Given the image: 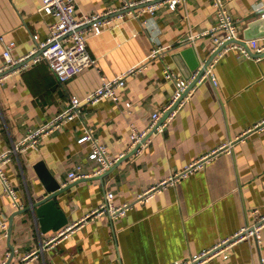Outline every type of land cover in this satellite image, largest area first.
<instances>
[{
  "label": "crops",
  "instance_id": "0c3cea01",
  "mask_svg": "<svg viewBox=\"0 0 264 264\" xmlns=\"http://www.w3.org/2000/svg\"><path fill=\"white\" fill-rule=\"evenodd\" d=\"M122 1L76 0L75 10L77 16L103 12ZM223 1L242 20V33L248 21L264 12V0ZM41 3L0 0V63L7 42H15L12 55L18 57L47 38L54 17L39 10ZM216 23L211 0H182L176 8L164 3L154 12L140 7L91 35L87 48L95 63L64 82L45 61L18 73L10 70L0 84V153L13 152L29 130L65 110L72 95L87 96L103 79L143 64L119 89L118 100L105 97L86 104L80 115L45 135L36 148L13 154L3 164L23 209L12 203L0 181V221L11 228L10 237L7 231L0 233V260L173 264L232 236L248 218L264 216V59L245 57L237 49L224 53L212 66L215 85L210 77L198 82L168 124L150 132L149 144L129 150L101 172L100 162L89 157L91 143L77 141L90 126L111 157L125 153L131 126L147 127L151 113L175 90L165 67L186 80L217 57L208 34ZM155 48L160 52L152 56ZM207 154L201 167L137 200L143 190ZM39 160L63 186L55 201L67 219L64 226L76 222L52 241L57 230H42L35 211L24 209L48 194L33 167ZM71 171L85 176L65 183ZM108 190L114 193L113 203L131 204L124 214L92 212L105 202ZM261 258L263 223L256 237L236 242L227 257L218 255L203 264H263Z\"/></svg>",
  "mask_w": 264,
  "mask_h": 264
},
{
  "label": "built area",
  "instance_id": "2783aa9c",
  "mask_svg": "<svg viewBox=\"0 0 264 264\" xmlns=\"http://www.w3.org/2000/svg\"><path fill=\"white\" fill-rule=\"evenodd\" d=\"M75 1L76 0H42L39 10L54 17L49 24V35L44 40L36 43L27 53L18 57L12 55L15 42H7L3 50V61L0 63V84L9 77L11 71L13 73H18L20 70L39 61H45L56 79L59 82H64L84 68L95 63V59L91 56L87 48L88 38L91 35L100 33L103 28L112 24L116 16L117 18H122L124 14L131 13L133 10L140 7L143 11L148 10L154 12L157 7L164 3H167L171 8H176L178 3L182 0H123L122 4L118 7L108 8L103 12H88L80 16L76 14ZM211 2L215 8L217 23L210 28L208 34H210L214 40L212 51H214V54L218 53L216 55L217 57L202 67L203 71L200 75V69H197L190 74L186 80L179 77L168 66L165 67L164 75L166 78L174 80L175 90L164 105L151 113V120L147 127L138 128L135 125L131 126L130 144L127 151L121 153L117 157H111L108 154L106 146L98 141L90 126H86L77 137L78 143L85 141L91 143L89 157L100 162L101 166L97 169L98 172H101L106 167L125 156L129 150L133 151L137 147V151L140 147L149 144L150 132L155 129L161 130L168 124L169 120L185 103L198 82L207 80L208 77H210L212 83L215 85L216 82L212 75V66L224 53L232 49H237L240 54L245 57L254 58L256 61L264 59V36L245 39L241 27L242 20L233 17L229 13L223 0H211ZM260 11L261 16H264L262 9ZM115 14L116 16H114ZM159 52L160 48H155L151 55L155 56ZM142 65L143 64L132 66L114 78L103 79L102 83L87 96L79 98L76 95H72L69 99L68 107L65 110L57 113L54 118L48 122L29 130L20 140L19 144L13 148V152L5 151L0 153V181L3 184L4 192L12 199V203L17 208H22V206L18 203L14 186L10 184L6 178L3 164L9 161L13 154L26 150L29 147L36 148L45 135L55 132L66 122L80 115L86 104L97 102L105 97L118 100L119 89L125 85L126 79L131 74L137 72ZM192 81H195V83L190 86ZM165 114V119L159 123L160 119ZM261 125H264V122ZM209 157L210 155L207 154L189 164L187 168L181 172L173 174L147 190H143L138 194L137 200L143 201L150 196L155 189H159L165 184L176 182L181 176L201 167ZM67 175L68 179L65 183L85 176V174H80L75 171H71ZM113 195L114 193L108 190L105 193V202L96 206L92 212L97 214L106 211L113 217L124 214L131 204L124 203L117 205L112 201ZM262 223L264 224V216L260 218L257 217L255 221L248 218L247 222L232 236L223 238L212 247L203 249L173 264H203L218 255L227 257L228 252L233 248L236 242L256 237ZM74 224H76V222ZM74 224L64 226L57 230L49 241L62 237ZM7 228V221L1 220L0 233H6ZM31 253H34V251ZM261 261L264 264V258H261ZM0 264H6V260H0Z\"/></svg>",
  "mask_w": 264,
  "mask_h": 264
},
{
  "label": "water",
  "instance_id": "95a60500",
  "mask_svg": "<svg viewBox=\"0 0 264 264\" xmlns=\"http://www.w3.org/2000/svg\"><path fill=\"white\" fill-rule=\"evenodd\" d=\"M264 36V16L257 17L253 20L247 22V25L243 28V37L245 39L257 38ZM213 58V56H212ZM211 58V59H212ZM208 61L205 65H207ZM202 68H200L199 75L202 73ZM190 75V74H189ZM188 77V75H186ZM195 81H192L190 86H192ZM166 117V114L162 116L159 123L162 122ZM137 148V147H136ZM36 174L43 182L48 194L40 199L39 201L32 202L30 205L26 206L25 210H33L39 216L40 224L42 230L53 228L54 230H59L64 227L67 219L64 212L60 207L56 205L55 196L63 188L60 182L52 175L48 167L43 160H39L33 166ZM23 209V208H22ZM11 228L8 226L7 235L10 237Z\"/></svg>",
  "mask_w": 264,
  "mask_h": 264
}]
</instances>
